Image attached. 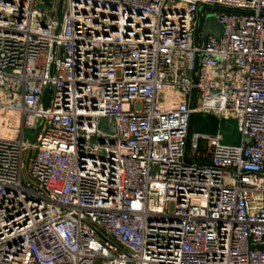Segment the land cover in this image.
<instances>
[{
    "label": "built area",
    "instance_id": "built-area-1",
    "mask_svg": "<svg viewBox=\"0 0 264 264\" xmlns=\"http://www.w3.org/2000/svg\"><path fill=\"white\" fill-rule=\"evenodd\" d=\"M0 264H264V0H0Z\"/></svg>",
    "mask_w": 264,
    "mask_h": 264
},
{
    "label": "water",
    "instance_id": "water-1",
    "mask_svg": "<svg viewBox=\"0 0 264 264\" xmlns=\"http://www.w3.org/2000/svg\"><path fill=\"white\" fill-rule=\"evenodd\" d=\"M222 26L217 22L215 15L209 14L205 17L204 22V37L212 35L220 39ZM49 90L45 89L42 97L44 107L47 104ZM195 118V120H194ZM193 118L194 132L204 135L221 136L220 143L227 146H239L252 144V139L248 136H243L238 129V122L233 117L216 118L215 116L197 112Z\"/></svg>",
    "mask_w": 264,
    "mask_h": 264
},
{
    "label": "rangeland",
    "instance_id": "rangeland-1",
    "mask_svg": "<svg viewBox=\"0 0 264 264\" xmlns=\"http://www.w3.org/2000/svg\"><path fill=\"white\" fill-rule=\"evenodd\" d=\"M41 7H43V5H41ZM194 120H195V118H194ZM192 130L194 131V125L193 124H192ZM34 136H35V134L32 130H27L25 132V138L26 139L33 140Z\"/></svg>",
    "mask_w": 264,
    "mask_h": 264
}]
</instances>
